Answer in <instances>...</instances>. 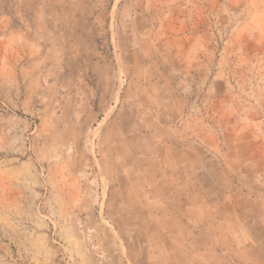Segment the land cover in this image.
Segmentation results:
<instances>
[{
    "label": "rangeland",
    "instance_id": "1",
    "mask_svg": "<svg viewBox=\"0 0 264 264\" xmlns=\"http://www.w3.org/2000/svg\"><path fill=\"white\" fill-rule=\"evenodd\" d=\"M0 264H264V0H0Z\"/></svg>",
    "mask_w": 264,
    "mask_h": 264
}]
</instances>
